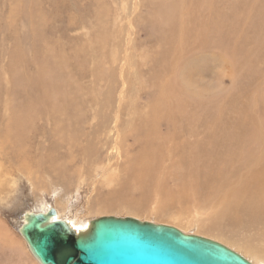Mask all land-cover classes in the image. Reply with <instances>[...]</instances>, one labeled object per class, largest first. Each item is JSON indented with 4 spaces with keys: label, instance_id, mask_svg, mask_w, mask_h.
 Instances as JSON below:
<instances>
[{
    "label": "bare ground",
    "instance_id": "obj_1",
    "mask_svg": "<svg viewBox=\"0 0 264 264\" xmlns=\"http://www.w3.org/2000/svg\"><path fill=\"white\" fill-rule=\"evenodd\" d=\"M148 1L152 5L151 18L153 27L158 31L157 44L162 55L153 58L152 72L151 75L148 74L147 79L139 70L134 71L140 75L135 76L138 82L134 83L138 87H143L144 81H148L151 87L153 85L146 110L134 109L135 118L131 117V120L124 121L121 117L122 108L128 103L125 101V90L122 88L113 116L103 125L94 128L99 138L97 146L93 144L83 148L80 139L85 134L84 131L94 127L95 124L92 126V123L96 119L97 106L112 109L108 93H106L108 101L101 104L95 86V83L109 74L101 60H97L96 55L90 57L93 63L95 62L92 69L86 70L82 64L73 63L70 54L61 49L57 50V44L48 43L41 50H36L34 57L38 68L35 75L24 73L23 70L21 73L16 72V66L24 63L26 59L25 53L22 50H15L12 53L13 62L10 65L12 71L8 74L9 78L16 84L25 81L31 86L27 85V89L33 88L37 93L28 95L23 106L12 107L8 123L4 127L0 126V139L13 145L15 154H18L21 166L25 170L34 172V166L41 169V166L48 165L45 170L48 176L68 180L72 174H78L76 170H69L68 167V163L76 159L75 154H78L76 151L84 156L97 154L98 151L99 153L105 151L109 141L114 155L111 152L106 167L110 166L114 172L118 171V166L121 165L118 163V158L124 157L125 143L131 138L137 143L136 145L134 142L135 145L132 146H137L136 151L121 165L124 166L127 180L134 179L140 184L155 186L163 195L169 190L167 181L176 180L177 193L174 190L172 196L161 198L162 212L172 201H175L176 197L186 198L190 193L202 196L204 201L211 205H215L211 202L214 200L219 205V207L215 206V216L211 218L210 225L200 224L202 230L206 231L197 232V235L227 245L253 264H264V114L246 113L243 108L242 113L239 112L237 123L232 128L222 127L221 117L226 109H234L238 114V104L235 101L237 96H232L226 107L209 103L204 94L210 95L216 90L220 92L223 88L217 85L215 91V88L211 92L205 89L204 91L187 77L188 67L186 68L187 62L193 56L189 55L191 50L187 51V48H192L201 51L202 54L211 55L216 63L218 59L223 63L226 60L238 77V56H242V62H245L252 53H255L258 59L264 51V0H250L252 3L247 0H234L231 3H227L228 0ZM38 2H34L35 5L30 12L31 25L36 33H40L41 27L44 26L40 27V25L46 20L41 7H37ZM222 6H227V12ZM105 9L96 10L95 14L99 19ZM99 21L102 22V29L92 40L94 42L99 39L97 42L100 50L107 46L108 40H101L107 30L103 21L101 19ZM251 32L255 34L250 39L248 34ZM42 39H44L43 34ZM249 46L251 51L247 50ZM160 50L155 53L159 54ZM148 54L150 53L146 52L144 56ZM81 55L82 51L77 50L75 56L80 58ZM151 57L152 54L149 58ZM166 58L169 59V65L162 68L161 74H166L168 79L161 80L158 70L161 68L160 62ZM176 58V63L170 61ZM109 61H116L115 53L110 55ZM239 71L251 70L242 65ZM259 72L256 70V74ZM86 76L93 78L94 83L89 87L83 82L80 83ZM244 79L249 86L256 82L254 76L249 75ZM8 93L13 91L8 90ZM256 94L259 96L253 100V105L258 111L261 97L264 99V95ZM41 119L49 124L46 131L56 141L53 142L49 149L50 154L44 160L34 161L26 154L24 145L28 137L26 133L37 131L39 129L37 122ZM209 122H212V127L209 126ZM163 128L165 131L162 130ZM170 141L178 142L180 145L163 146L162 143ZM63 146L69 149L67 150L69 153L60 156L55 154ZM132 147L127 149L131 150ZM113 159L116 161L111 166ZM144 203L143 200L125 199L122 204L105 201L100 207L107 209L124 207L140 213ZM52 206L42 201L35 210L46 213ZM35 210L24 211L20 227L26 223L25 214L38 212ZM56 211V216L52 220L67 221L76 233L85 231L90 225V220L85 222L81 219L73 220L65 216L62 210L57 208ZM183 224L171 223L182 231L189 232L188 227ZM10 231L7 226L4 228L0 226V248L5 247L3 243L13 246L12 243L10 245V242H14ZM20 237L25 241L23 244L29 250L34 264H41L32 253L24 236L21 234ZM1 255L2 253L0 258ZM0 264H3V261L0 260Z\"/></svg>",
    "mask_w": 264,
    "mask_h": 264
},
{
    "label": "rangeland",
    "instance_id": "obj_2",
    "mask_svg": "<svg viewBox=\"0 0 264 264\" xmlns=\"http://www.w3.org/2000/svg\"><path fill=\"white\" fill-rule=\"evenodd\" d=\"M36 1H39L37 7L40 6L46 15V20L40 25V27L44 25L41 27L40 33L35 32L30 18V12ZM233 1L228 0L227 3ZM247 1L252 3L250 0ZM16 5L18 6L16 7ZM151 6L148 0H0V126L4 127L8 123L13 106H23L29 96L37 93L33 88L27 89V85L31 86L25 81L22 83L24 85L16 84L9 78L8 74L12 71L10 69L13 62L12 53L15 50H22L25 53L26 59L24 63L16 66V72L21 73L23 70L24 73L28 72L35 75L38 68L35 58L36 50H41L48 43L57 44V50L61 49L63 52L70 54L73 57V63L82 64L86 70L92 69L95 62L93 63L90 57L96 55L97 60H101L104 69L109 74L98 83H95V86L101 104L108 101L106 97V93H108L111 100L110 108L112 109L103 108L101 105L97 106L95 109L96 119L92 123V126L95 124L94 127L84 131V135L81 134L80 145L83 148H88L93 144L97 146L99 138H97L94 128L103 125L109 117L113 116V110L115 111L114 107L116 108L118 105L122 88L125 90V101L128 103L125 108H122L121 117L124 121L135 118L134 109L146 110L153 85L151 87L148 81H144L143 87H138L134 82H138L135 76L140 75L134 71L139 70L147 79L148 74L151 75L152 72L151 62L153 58L162 55L157 44L158 31L153 27V19L150 13ZM103 8L106 9L100 15V19L106 26L107 31L104 33L105 37L101 40H108L107 43H109H106L107 46L104 49L99 50L100 46L97 42L99 39L97 38L94 42L92 39L102 29V22L99 21L100 19L95 13L96 10ZM222 9L226 12L228 10L227 6H222ZM105 21L107 22L105 23ZM42 34L44 39H42ZM254 34L255 32L249 33V38H253ZM77 50L82 51L80 58L75 56ZM157 50H160L159 54L155 53ZM190 50L189 55L193 56L187 62L186 68L188 67L187 77L192 80L191 82L199 88L207 90V92H211L217 85L223 88L220 92L215 88V93L204 94L209 103L212 102L215 105L226 107L229 105L228 101L232 100L231 97L237 96L235 101L238 104V114L234 109H226L221 117L222 127L232 128L237 123L239 112L242 113L243 108L246 113L264 114L263 97H261V105L259 104L260 109L258 111L253 105V100L259 96L256 93L260 95L263 93L264 95V63H262L264 61V51L258 56V59L256 54L252 53L245 62H242V56H238L237 77L226 60L224 61L225 64L219 59L216 63L211 55H205L199 50L187 48V51ZM247 50L251 51V47H247ZM146 52L152 54V57L149 58L150 54L144 56ZM113 53L116 55L115 62L109 61L110 55ZM168 60L166 58L160 62L161 68L158 70V76L161 80L168 79L166 74H161L162 68L169 65ZM28 61L30 63H27ZM170 61L176 63L177 58ZM25 63L26 65H24ZM242 65L251 71H239ZM256 70L260 72L256 74ZM249 75L256 77V82L253 80L254 83L251 86L244 79ZM123 81H125V84H123ZM82 82L88 87L91 86V83H94L93 78L88 76L80 81V83ZM8 90L13 91V93H8ZM31 90H33V93ZM8 102L9 105L6 106ZM41 120L37 122L39 127L37 131L32 130L26 133V135L28 134V137L26 136L28 139L26 138L24 145L26 146V154L34 161L44 160L50 154L49 149L53 142L56 141L46 131L49 124L46 120ZM209 126L212 127V122H209ZM162 130L165 131L164 128ZM134 142L131 138L126 141L123 150L125 151L124 157L118 158V163L121 165L125 163L127 157H130L136 151L137 146L132 147L136 143ZM162 144L163 146L180 145L174 141ZM130 147L132 149L128 150L127 148ZM67 150L69 149L63 146L55 154H59V156L67 155L66 153H69ZM105 151L100 153L98 151L97 154L88 156L81 155L79 151H76L78 153L75 154L77 155L76 159L70 161L68 167L69 170H76L78 174H72L68 177V180H59V178L57 180L55 177L46 174L45 170L48 165L41 166V169L34 166V172L25 170L21 166L18 154H15L13 145L0 139V221H3L0 222V226L2 228L7 226L14 237V242H10V245L12 243L13 246L3 243L5 247L0 248V252L4 250V252H1L0 258L3 264H34L29 250L24 245L25 241L20 237L19 227L24 211L35 210L42 201L51 206L53 205L52 207L55 209L62 210L65 216H69L73 220L81 219L85 222V220L88 221L105 215L135 217L143 221L167 225H171L173 222L182 225L184 222L183 225H186L188 227L187 231H189L185 233L197 234L201 231L205 233L206 230H202L200 224L204 226L211 224V218L215 216L214 210L217 205L214 200L211 202L215 205H211V203L204 201L202 196H195L190 193L186 198L176 197L175 201H172L162 212L160 209L161 198L170 197L172 193L177 191L176 180L170 179L167 181V189L170 191L167 190L168 192L166 191V194L163 195L161 190L155 186H146L134 179L127 180L126 173L123 170L124 166L119 165L116 172L110 166L107 168L108 157L111 152L114 155L110 141L106 144ZM115 161L113 159L110 165L113 166ZM59 173L58 171V175ZM125 199L143 200L145 203L140 209L141 212H135L124 207L108 209L100 207L105 204V201L122 204ZM217 206L219 207V205ZM179 218L181 219L179 220Z\"/></svg>",
    "mask_w": 264,
    "mask_h": 264
},
{
    "label": "water",
    "instance_id": "obj_3",
    "mask_svg": "<svg viewBox=\"0 0 264 264\" xmlns=\"http://www.w3.org/2000/svg\"><path fill=\"white\" fill-rule=\"evenodd\" d=\"M56 209L25 214L20 233L41 264H253L227 245L167 224L105 215L76 233Z\"/></svg>",
    "mask_w": 264,
    "mask_h": 264
}]
</instances>
